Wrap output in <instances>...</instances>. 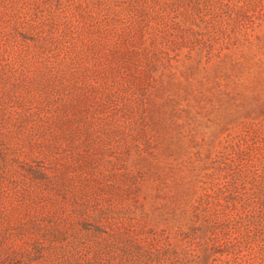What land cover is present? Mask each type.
Returning <instances> with one entry per match:
<instances>
[{
    "label": "rangeland",
    "instance_id": "obj_1",
    "mask_svg": "<svg viewBox=\"0 0 264 264\" xmlns=\"http://www.w3.org/2000/svg\"><path fill=\"white\" fill-rule=\"evenodd\" d=\"M0 264H264V0H0Z\"/></svg>",
    "mask_w": 264,
    "mask_h": 264
}]
</instances>
